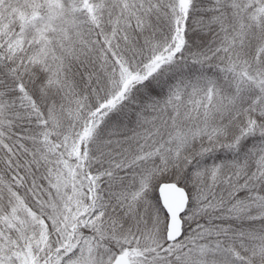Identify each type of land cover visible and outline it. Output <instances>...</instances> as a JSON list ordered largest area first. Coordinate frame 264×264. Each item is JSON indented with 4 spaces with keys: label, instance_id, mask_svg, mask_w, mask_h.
Listing matches in <instances>:
<instances>
[{
    "label": "snow or ice",
    "instance_id": "6c2138e0",
    "mask_svg": "<svg viewBox=\"0 0 264 264\" xmlns=\"http://www.w3.org/2000/svg\"><path fill=\"white\" fill-rule=\"evenodd\" d=\"M0 264H264V0H0Z\"/></svg>",
    "mask_w": 264,
    "mask_h": 264
}]
</instances>
